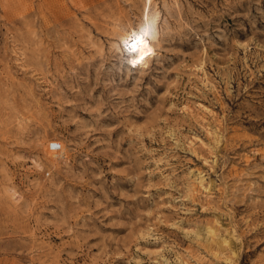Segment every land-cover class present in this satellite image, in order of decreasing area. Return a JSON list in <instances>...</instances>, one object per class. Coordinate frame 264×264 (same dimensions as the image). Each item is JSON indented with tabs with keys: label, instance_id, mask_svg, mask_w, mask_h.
I'll return each instance as SVG.
<instances>
[{
	"label": "rangeland",
	"instance_id": "rangeland-1",
	"mask_svg": "<svg viewBox=\"0 0 264 264\" xmlns=\"http://www.w3.org/2000/svg\"><path fill=\"white\" fill-rule=\"evenodd\" d=\"M0 264H264V0H0Z\"/></svg>",
	"mask_w": 264,
	"mask_h": 264
},
{
	"label": "bare ground",
	"instance_id": "bare-ground-1",
	"mask_svg": "<svg viewBox=\"0 0 264 264\" xmlns=\"http://www.w3.org/2000/svg\"><path fill=\"white\" fill-rule=\"evenodd\" d=\"M136 36H142L143 42L138 43L136 50H131V45ZM125 48L128 54L137 55L138 57H144L148 54L153 53V49L145 35L136 34L134 31H128L125 37Z\"/></svg>",
	"mask_w": 264,
	"mask_h": 264
},
{
	"label": "snow or ice",
	"instance_id": "snow-or-ice-1",
	"mask_svg": "<svg viewBox=\"0 0 264 264\" xmlns=\"http://www.w3.org/2000/svg\"><path fill=\"white\" fill-rule=\"evenodd\" d=\"M143 42V39H142V36H136L133 40V43L131 45V50L132 51H135L136 50V47H137V44L138 43H142Z\"/></svg>",
	"mask_w": 264,
	"mask_h": 264
},
{
	"label": "built area",
	"instance_id": "built-area-1",
	"mask_svg": "<svg viewBox=\"0 0 264 264\" xmlns=\"http://www.w3.org/2000/svg\"><path fill=\"white\" fill-rule=\"evenodd\" d=\"M50 148L52 151H55L57 149V145H52V146H50Z\"/></svg>",
	"mask_w": 264,
	"mask_h": 264
}]
</instances>
